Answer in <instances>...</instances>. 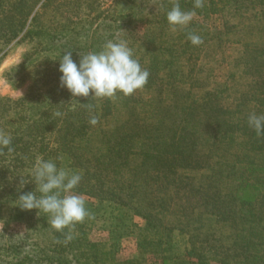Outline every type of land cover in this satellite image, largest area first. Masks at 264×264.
<instances>
[{
	"label": "trees",
	"instance_id": "1",
	"mask_svg": "<svg viewBox=\"0 0 264 264\" xmlns=\"http://www.w3.org/2000/svg\"><path fill=\"white\" fill-rule=\"evenodd\" d=\"M128 1L116 25L100 0H0V60L25 44L6 76L14 88L29 84L21 98L0 97V130L14 149L0 151V218L38 224L0 232V264H140L118 257L129 236L139 254H159L157 264H264V135L248 126L250 113L264 115V0H205L176 30L167 11L177 2L193 10L194 0ZM206 11L222 16L221 31L197 19ZM134 22L146 26L144 36L130 34ZM189 32L203 44L193 46ZM109 40L127 42L148 83L131 96L78 97L92 112L71 111L77 101L61 86L59 59L72 51L78 64ZM212 42L233 45L237 64L210 84L211 70L195 61L213 54ZM38 155L82 175L74 191L90 216L74 225L70 241L48 215L16 205L36 189L30 169ZM96 227L111 234L108 242L88 240Z\"/></svg>",
	"mask_w": 264,
	"mask_h": 264
},
{
	"label": "clouds",
	"instance_id": "2",
	"mask_svg": "<svg viewBox=\"0 0 264 264\" xmlns=\"http://www.w3.org/2000/svg\"><path fill=\"white\" fill-rule=\"evenodd\" d=\"M204 6L205 0H194L193 10L185 11L177 2L167 11V21L173 30L185 28L196 16L195 9H202ZM187 39L193 46L203 44L202 37L193 32L187 34ZM64 53L59 59V72L62 74L60 83L75 99L87 98L90 94L94 98H113L118 93L131 96L148 83L149 71L134 57L133 50L125 40L107 41L100 51L81 55L78 64L73 60L72 51ZM76 101L75 104L72 101L68 104L71 111L79 106H86L92 112L91 104H82L78 99ZM54 115L60 117L63 113L56 112ZM98 122L96 115H90L91 125L95 126ZM248 126L257 136L264 135V115L250 113ZM11 145V135L0 130V151L6 148L9 154L13 153ZM30 176L36 189L20 195L16 200L17 207L26 211L38 210V215L43 212L48 215L52 229L62 233L66 228L69 230L64 233L65 242L72 240L74 225L90 216L85 199L74 191L80 184L82 175L70 168L58 167L54 161L45 160L38 155L30 169ZM22 185L24 182L21 180V187Z\"/></svg>",
	"mask_w": 264,
	"mask_h": 264
},
{
	"label": "rangeland",
	"instance_id": "3",
	"mask_svg": "<svg viewBox=\"0 0 264 264\" xmlns=\"http://www.w3.org/2000/svg\"><path fill=\"white\" fill-rule=\"evenodd\" d=\"M163 1V0H155ZM140 5H143V0H137ZM141 2V3H140ZM160 3V2H159ZM101 9L105 11V16H108L106 22L112 24L121 25V20L114 21V18L121 17L130 11L131 3L128 0H100ZM204 15V16H203ZM201 17H197L198 20L205 22L212 31L219 32L223 28L222 16L220 14H213L206 11ZM79 17L76 14L73 18ZM145 25H131L130 31L132 35L144 36ZM103 33V31H100ZM99 32V33H100ZM105 32V31H104ZM97 37V35L95 36ZM211 56H203L196 58L197 68L208 69L213 74L214 79H209L207 83L212 84L213 82H224L228 76V73L233 69L232 64H237L233 61L237 57V52L233 48V45L226 44L225 49H217L216 44H211ZM27 46L25 44L12 45L7 54L0 60V97H9L11 99H18L23 97L27 91L29 84H24L21 87L14 88L11 82L6 76V72L18 64L21 63L23 54L25 53ZM225 53V54H224ZM224 54V55H223ZM226 57V59H225ZM210 74V73H209ZM9 220V213H4L0 218V232L6 231L9 234H23L29 230L37 228L38 224L36 218H28L24 221L18 222H7ZM135 222L137 225H143V220L136 217ZM111 234L108 231H104L101 228H95L90 232L88 240L93 242H108ZM119 259L127 260L132 258H138L140 264H157L161 261V256L157 253L152 254H139L137 249L136 240L134 237H127L121 241L120 250L118 253ZM211 264H218L213 262Z\"/></svg>",
	"mask_w": 264,
	"mask_h": 264
}]
</instances>
